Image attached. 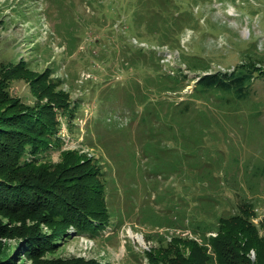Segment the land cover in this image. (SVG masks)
Listing matches in <instances>:
<instances>
[{"label": "rangeland", "instance_id": "obj_1", "mask_svg": "<svg viewBox=\"0 0 264 264\" xmlns=\"http://www.w3.org/2000/svg\"><path fill=\"white\" fill-rule=\"evenodd\" d=\"M16 62L24 68L0 71V122L12 126L0 142V264H165L172 229L197 233L203 210L227 215L250 200L262 222L264 0H0V68ZM202 65L253 69L249 98L199 96ZM182 73L184 88L164 89L166 74ZM46 94L66 102L53 105L57 131L22 156L35 165L14 170L6 149L26 132L12 123L47 111ZM77 163L67 175H88L104 201L83 230L42 213L56 199L76 205L65 174ZM192 241H177L182 256Z\"/></svg>", "mask_w": 264, "mask_h": 264}, {"label": "trees", "instance_id": "obj_2", "mask_svg": "<svg viewBox=\"0 0 264 264\" xmlns=\"http://www.w3.org/2000/svg\"><path fill=\"white\" fill-rule=\"evenodd\" d=\"M7 65L8 66L3 67L4 70L0 68V71L12 69L16 72L17 69L20 71L24 68L20 62H16L13 66H10L11 64ZM197 65L198 64H194L191 68L197 70ZM200 68L202 69V72L196 74L195 79L197 78V80L194 86V92L199 96L216 93L222 95L221 98H223L225 102L229 100L242 101L249 98L255 78V71L253 69L244 65L236 67L234 70L218 69L215 71H208V65H202ZM166 75L168 76V81L167 84H165V90H181L185 86L184 82L190 81L188 73H182L180 77L176 76L179 77L178 80H176L171 74ZM179 82L182 83L179 84ZM176 84H179V86H175ZM1 92L4 93L0 86V97L3 99V94H1ZM45 98L48 100L46 105L47 111L43 110L38 113L33 112L31 117L28 118L29 124H27L22 118L12 123V125H18V127L23 129V132H26L23 134L25 138L19 137L18 140L15 138V146H17V150L14 151L13 154L10 151V147L6 149V156L13 160L11 167H13L14 170L26 165H35V163L22 164V156L26 154L29 149H32L34 152H40L42 149H46L44 148L45 145H47L51 136L57 131L56 112L53 105L64 107L66 106V102L51 97L50 94H46ZM178 113H181L180 110H178ZM158 114L159 112H156V117H158ZM172 118H175V116H172ZM34 121L37 122L34 123ZM6 127L12 126H5L0 122V142L2 141L1 139L6 140L12 138V136L6 132ZM11 133H17V131L14 130L11 131ZM79 165L80 164L77 163L71 166L69 168L70 170H67L65 174V178L71 177L72 183L77 185L75 193H71L73 197L74 195H77L76 205H71L68 202L70 201L69 198L56 199L58 204L44 208L42 213L48 216L49 219L52 218L55 222H64V224L70 222L75 224L79 230H83V227L89 225V219L100 220V217L95 212L94 206L102 207L104 201L102 198L103 195L99 197V193H97L100 192L101 189L96 186H91L90 182H85L88 175L87 177L81 173H70V175H67L73 170L80 169L81 167ZM206 176L208 177V175ZM201 177L202 176H197L198 179ZM32 187L38 188L39 186L33 185ZM39 196L41 199H45L43 195ZM35 199L38 202V198ZM60 203H64L66 208L62 209L63 207ZM210 206H213V204L210 203ZM206 211L209 213L202 218H198V213L197 220L196 218H191L190 225L194 226V231L197 230V232L202 234L204 241H207V239L211 241L215 255L208 254L203 245L199 242L192 241L195 243L196 247L192 246L191 254H183L182 256L180 249L175 245L177 244V241L181 240V237L176 236L173 238V241L171 240L172 242L170 241L171 243L169 242L170 244L167 243L162 246L163 249L161 252L164 254L165 258H163V260L165 264L166 262H169V260L173 262L175 259L176 261L179 257L183 260V264H264V218L259 225L253 221L252 217L256 215V211L255 205L252 201L248 200L241 203L236 212L227 215H219L216 217L217 212L212 208L203 210V212ZM181 216L180 213H177L173 218L169 217L166 220L167 225H176L177 222L180 221L179 218ZM211 216L216 217V220L212 221L213 219L211 220V218L213 217ZM261 227L263 228L262 232H260ZM208 231H217V235L209 238L206 235ZM163 239V237L159 238L160 241ZM195 249H197V253ZM252 249H254L256 253V258L254 260L250 256V251ZM156 258L159 262L161 261V257L157 254Z\"/></svg>", "mask_w": 264, "mask_h": 264}, {"label": "built area", "instance_id": "obj_3", "mask_svg": "<svg viewBox=\"0 0 264 264\" xmlns=\"http://www.w3.org/2000/svg\"><path fill=\"white\" fill-rule=\"evenodd\" d=\"M172 230H176V232L175 233H177V234H173L171 237H170V239H172L173 238V236H180V237H189V238H192V239H194L195 241H197V242H199V243H206L207 241H209V239H207V241H204V239H203V236H202V234L201 233H199V232H193L192 230H190V231H188L187 229H172ZM193 233V234H192ZM206 235L210 238V236H216L217 235V233L216 232H214V231H208L207 233H206Z\"/></svg>", "mask_w": 264, "mask_h": 264}]
</instances>
